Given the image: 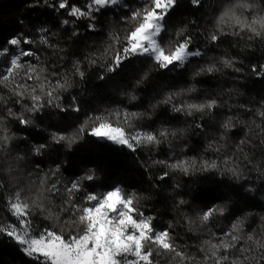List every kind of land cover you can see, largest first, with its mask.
I'll use <instances>...</instances> for the list:
<instances>
[{
    "label": "snow or ice",
    "instance_id": "obj_1",
    "mask_svg": "<svg viewBox=\"0 0 264 264\" xmlns=\"http://www.w3.org/2000/svg\"><path fill=\"white\" fill-rule=\"evenodd\" d=\"M206 3L207 0H84L81 6L72 0H31L28 6H43L54 13L63 12L70 19H61L59 24L62 27L72 26L73 38L81 35L75 27L78 21H86L85 28L97 34L107 21L108 41L102 50L89 53L85 61L89 67L101 69L97 79L105 84L128 76L133 71L139 72L133 85L135 88L148 81L154 72H186L205 57L201 44L219 47L225 37L233 36L249 42L259 40L264 45V0H230L215 17L210 31H201L197 20L191 18L180 21L173 31V21L177 16L185 15V9L200 11L206 7ZM17 23L24 25L23 20ZM46 23L34 25L35 36L26 34L22 29L0 36V59L4 61V66L0 67V85L9 88L10 92L8 98L0 94V109H3L0 114V156L5 158V163L12 142L17 139L16 134L6 127L5 122L9 120L18 121L28 130V135L22 139L30 145V152L35 156L50 155L53 151H71L85 136L137 153L149 147L153 151L158 150L162 144L173 148V141L179 142L187 136L189 129L186 128L161 124L149 131L137 123L152 119L160 106H167L170 112L187 117L200 114L201 120L204 116H212L216 109L223 106L213 97L200 102L182 99L198 91L192 86L165 93L161 99L149 105V111L105 108L85 114L84 119L70 131L41 128L43 120L37 123L36 116L42 115L45 108L55 107L65 113L82 111L75 96L70 97L71 103L67 106L60 103V93L71 87L68 77L41 66V48L45 51L52 49L54 54L66 52L65 48L51 41L50 37L55 33ZM197 34L201 38L200 43H197ZM238 63L242 62L234 56H221L218 60L200 63L194 68L192 76L211 75L221 72L222 68L236 73L244 72L243 67H237ZM137 64L141 67L136 68ZM144 65L148 67L145 69ZM72 68V75L83 82L86 72L82 68V61H74ZM251 73L257 78H264V62L252 64ZM17 77L25 83H17ZM49 77L58 78L53 82ZM29 80L34 83L27 84ZM126 94L130 102L139 99L134 91ZM13 98L21 111L17 112L9 106ZM256 115L264 120V101H261ZM194 127L203 131L205 124L196 123ZM234 127L233 117L229 116L221 124L224 133L220 139L223 140ZM257 127L264 133V126ZM244 143L241 140L237 150L243 152L240 145ZM181 148L187 150V144L181 145ZM207 148L219 153L222 146L212 141ZM14 159L20 161L24 156L17 154ZM243 159L247 164H252L246 154ZM40 163L38 161L35 165L39 182L33 181L36 187L34 193L31 188L26 192L24 187L17 186L10 176L8 180L11 182L7 186L5 179L0 178V201L12 217V220L0 217V238L7 237L36 264H160L162 259L166 260V264H264V226L259 238L255 230L245 231L247 217L252 213L237 217L230 228L220 234L212 232L209 227L217 222L218 217H225L229 213L233 202L231 195L214 196L191 216L183 213V206L189 205V201L182 197L176 200L174 207L181 213L187 231H193V226H196L211 233V237L198 246L197 251L201 253L198 257L186 250L187 245L181 247L177 243L176 224L172 220L161 228L155 214H146L142 201L149 197L127 191L120 184L96 191L105 186L96 183L101 178L94 167L65 181L60 162H55L47 171L40 168ZM62 163L67 164V161ZM247 164L241 167L232 157L199 160L193 157L171 163L149 157L147 162L141 161V167L149 176V169L156 165L185 176L215 173L229 181L234 194L243 199L257 194L255 184L244 183L249 180V176L245 175ZM253 167L257 179L264 181V166ZM12 170L11 164L2 169L5 176ZM169 175V171H163L156 180L164 181ZM153 187L158 185L153 184ZM175 187L179 188L180 185ZM261 191H264V187ZM54 198L61 201L59 212L52 211ZM195 198L199 200L202 196L197 194ZM215 200H222L223 203H216ZM36 219L48 221L49 226H38ZM260 219L264 221V216Z\"/></svg>",
    "mask_w": 264,
    "mask_h": 264
},
{
    "label": "trees",
    "instance_id": "obj_2",
    "mask_svg": "<svg viewBox=\"0 0 264 264\" xmlns=\"http://www.w3.org/2000/svg\"><path fill=\"white\" fill-rule=\"evenodd\" d=\"M31 0H0V36L9 35L12 32L22 29L26 34L35 36V26H46L51 29L55 35L50 39L53 43L59 44L65 48L66 52L54 54L52 49L46 51L41 48V66H47L49 71H56L60 75H66L69 79L71 87L67 91H62L60 95L62 100L60 103L67 106L71 103L70 97L75 96L80 104L82 111L61 112L55 107H48L43 110L42 115L37 114L36 122L40 123L41 128H48L51 131H70L84 119L85 114L101 111L105 108H127L130 111H149V105L161 99L165 93L170 91H178L195 86L198 91L185 95L182 99L189 102H200L209 97H213L221 101L222 107L216 109L212 116H204L203 120L199 119L200 114H194L193 117L183 116L178 113L170 112L167 106H160L155 110L152 119L138 121L146 130L152 131L161 124L171 128L189 129L185 139L179 142L173 141V148H169L166 144H162L158 150L153 151L150 147L137 153H132L126 148L115 146L111 143L98 141L96 138L85 136L78 144L74 145L71 151L51 152L50 155L35 156L30 152V145L22 139L28 135L22 125L15 120L6 121V127L10 132L15 133L17 139L12 142L10 155L5 158L0 156V178H4L6 186L11 181L10 176L17 186L24 187L25 191L29 188L34 193L38 184L39 172L35 165L39 161L40 168L47 171L54 166L55 162L62 164L64 180L70 181L76 175L86 171L88 168H96L100 180L97 184H103L105 187L96 189V191H104L106 187L120 184L127 191H136L149 199L142 201L146 214H155L161 222L160 227L166 226L169 220L176 224L175 234L177 243L184 247L187 245L189 253L200 256L197 251L199 245L204 240L211 237V233L202 231L198 227L193 226V231H187L184 226V220L179 211L175 209V203L178 198H184L189 201V205L183 206V213L189 216L198 212L204 207L207 201L212 200L214 196L231 195L232 204L229 213L225 217H218L215 224H210L212 232L220 234L227 231L231 223L237 218L245 216L246 213L253 215L247 217L246 232L255 230V235L259 238L261 235V227L264 221L260 219L264 216V181L257 179V173L254 165L264 166V133L260 132L257 125L264 126V120L256 115V111L261 107V101H264V78H257L251 73V65L264 62V45L259 40L247 41L238 37L228 36L223 39L219 47L212 45H203L205 57L202 61L195 63L189 67L186 72L175 73H158L154 72L152 76L140 87H133L135 80L140 73L133 71L130 75L119 77L105 84L104 81L97 79L101 69L98 67H89L85 61V57L89 53H97L102 50L108 41L107 21L99 34L88 31L85 28L86 21L80 20L75 27L79 29L81 35L79 37H71L72 26H60L61 19L68 18L61 13H54L50 8L46 7H29ZM73 3L83 5L84 0H72ZM230 0H207L206 7L200 11L187 8L183 16H177L173 21V31L179 26L180 21L188 19H196L201 31H210L213 29L215 17L219 14L222 7L228 4ZM23 20L24 25H20L17 21ZM192 26L190 25V28ZM200 37L197 34V43H200ZM234 56L242 63H238L237 67H243L244 72L236 73L231 69L222 68L221 72L213 73L193 78L192 72L200 63L210 62L213 59H219L221 56ZM61 56L63 57L61 59ZM82 61V68L86 72L83 82L78 77L72 75V64L74 61ZM33 63H36L33 61ZM55 65V67H53ZM4 66V61L0 59V67ZM136 68L141 65L137 64ZM145 69L147 65L143 66ZM55 82L58 77H49ZM17 83H25L23 79L17 77ZM29 80L27 84H33ZM101 85H104L101 87ZM10 87V86H9ZM134 91L139 97L138 100L130 102L126 93ZM125 93V94H121ZM0 94L5 98L10 95L9 88L0 85ZM15 98L9 102V106L15 111H21L20 105L14 103ZM27 103V101H25ZM244 105L245 107H241ZM252 109V111H247ZM3 109H0L2 114ZM233 117L235 127L228 131L221 140V134L224 129L221 124L229 117ZM196 123H203L205 127L203 131L194 127ZM191 126V127H190ZM29 139H31L29 137ZM245 143L240 145L243 152L237 150L240 141ZM215 141L221 145V152L217 153L207 146L210 142ZM187 144V150H182L181 145ZM24 156L23 160L14 159L16 155ZM252 161L247 164L243 159L244 155ZM151 157L154 160H165L174 162L177 159L196 158L203 159H223L224 157H232L241 167L245 168V175L249 176L248 181L244 183H253L257 188L255 197L246 199L234 194L233 186L226 179H222L215 173H197L194 176H185L179 172H172L164 168L162 165H156L149 169L148 172L141 167V161L147 162ZM67 161V164L62 163ZM11 164L12 171L4 175L2 169ZM163 171H169V177L164 181H157L156 177ZM211 177V179H207ZM213 181H218L214 183ZM157 184L158 187H153ZM180 187L176 188L175 185ZM91 190V189H90ZM187 193V195H185ZM201 194L202 198L197 200L195 197ZM55 203L52 206L53 212H59L58 205L61 201L54 198ZM216 203H223L222 200H215ZM64 215H67L66 213ZM0 217L12 220L3 208L0 201ZM38 226H49L46 220L36 219ZM237 255H239L237 253ZM0 264H36V262L23 254L19 247L11 242L7 237L0 238ZM160 264H166V260L162 259Z\"/></svg>",
    "mask_w": 264,
    "mask_h": 264
}]
</instances>
